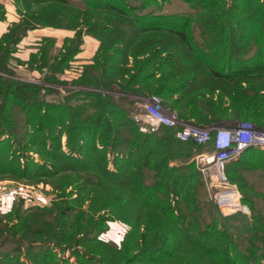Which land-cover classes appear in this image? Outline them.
Wrapping results in <instances>:
<instances>
[{"label":"trees","instance_id":"1","mask_svg":"<svg viewBox=\"0 0 264 264\" xmlns=\"http://www.w3.org/2000/svg\"><path fill=\"white\" fill-rule=\"evenodd\" d=\"M80 1L85 5L83 10H77L66 0H24L23 3L34 6L36 10L40 5H44L41 7L42 12L45 8H70L74 11L77 10L79 14L83 12L81 14L83 18L85 14L86 17L87 14H92L104 20L102 22L107 25L106 27L100 26L98 22H93L92 25L87 24V26L109 36L117 35L120 38L124 36L126 38L122 44L114 43L112 50H106L104 40L106 34L101 39L98 36L101 45L95 56V61L100 62L101 58L108 57L104 60L107 64L116 62L113 60L114 55L110 58L111 56L107 54L109 51L115 52V55H121L124 59L127 55L132 58L153 55L154 58H149L150 60L144 66L152 65V69H156L160 79L156 80V76L145 74L146 70L140 66L136 69L134 76L140 83L152 80L156 83V87L158 83L164 82L163 74H166V69H163L169 62L156 58L155 55L158 54L152 53L149 47H142L144 49L142 51L135 37L141 36L139 40L143 41L142 44L151 45L146 39L147 34H163L165 32L171 34L186 46L191 53L189 57H193L212 79L234 87V90L228 93L234 108L233 110L230 108L233 111L231 116L236 119L252 120L264 126V1L238 0L239 3H246L252 7L250 11L254 18L245 27L243 26L246 22H238L237 16L229 11L224 12L222 16H219L217 12H206L199 14L200 16L196 18L191 14H162L149 10L162 4L161 2L170 3L172 0ZM177 1L189 5L196 11L204 8L202 0ZM16 2L19 5L20 0H16ZM22 12L27 17L25 18L23 15L25 18L22 20L23 23L16 27L18 35L33 26L31 23H27L29 21L28 14L35 12H31L30 7L21 11V14ZM55 19L62 20L60 15ZM195 20L199 24L205 23L208 29L213 27L212 23L217 22L222 30L218 33L215 31L216 38H211L208 44L206 42L204 44H202L203 42L196 43L193 41L191 32ZM241 20L246 21L245 19ZM71 22V24L78 23L77 16L76 20ZM241 23L243 24L241 25ZM65 27L80 31L79 25L69 26L67 23ZM221 27L215 28V30ZM240 29L244 33L245 29H249L250 33L240 36ZM255 35L256 37H254ZM5 38L3 37L0 43L4 44ZM132 39L136 46L133 45ZM118 46L121 47L117 48ZM152 46L154 45L152 44ZM99 54H102L101 57ZM119 66L121 65L118 63L110 72H102L96 85L103 84L101 86L108 87V90L117 88L114 90H118L121 94L132 93L130 88L135 84L134 77L131 76L124 84L125 80L122 82L117 78L121 76L123 78L125 72ZM242 84L246 86L241 87ZM164 90H166V86L161 85L158 92L163 91L162 93H164ZM193 92L194 90H191L189 94ZM27 93L30 94L26 96ZM37 95V88L31 85H16L0 79V178L11 176L14 180L33 182L42 178L52 179L58 175L74 174L75 178L70 181L79 183L80 190L85 187L90 191V194L95 196L96 202L103 201V207L100 208L103 212L107 209L116 216L118 213H125V204L129 202L127 199L130 197L139 212L150 213L156 218L157 215H162L167 222L165 224L167 231L163 230L159 218L157 224L148 229L149 231L153 229L156 233L153 237L146 236L147 232L140 234L135 226L127 234L122 249L130 251L136 247L134 258H139L137 261L140 262L149 264H264L263 240H259L263 245L259 251H256L255 245L252 247L249 243L235 245L225 231L217 230L210 224L206 225L204 220L198 221L200 217L195 218L194 214L198 209L196 190L197 185L199 183L201 185V182L197 180V174H186L184 170H190L187 160L191 158V154L198 150L202 151L203 147L192 142H180L175 137L176 130L168 127H161L157 133L142 134L139 132V125L129 118V111L126 113L119 108L112 97L93 94L91 96L95 97L97 102H91L90 107L84 109L86 107L84 95L74 98L75 101L83 99L81 101L85 104H80V106L60 102L59 104H47ZM85 95L90 97V94ZM120 99L123 101L122 98ZM188 105L189 103L183 108L186 114L201 125H207L210 119L216 120L227 115L225 109L217 111L213 110L215 108L204 106H200L204 108L200 113H193L190 112L193 108L192 105H189L190 107ZM14 110L21 113L22 118L19 124L22 123L21 128L24 126V132H17L19 124L17 125L14 120ZM63 133L66 137L64 144L61 140ZM30 154H35L38 158ZM21 156L24 157L23 161L20 160ZM237 169H240L241 176L235 172ZM189 170L187 171L189 172ZM247 172L253 174L246 177L245 173ZM226 173L229 180L239 186L241 192L249 189L253 196L256 195L264 199V192L257 193L258 191L255 190L259 187L264 188V152L254 148L248 149L239 163L233 162L227 165ZM69 179L62 178L59 182L67 184ZM251 181L261 184L253 185ZM101 194H103L102 198L98 197ZM171 194L176 195L175 202L170 201ZM246 197L243 194L245 203L248 202ZM95 201L93 200L92 204H97ZM93 209L91 207V210ZM12 211H15V208ZM63 213L66 217L67 212ZM70 223H64L60 228L67 232L64 233L63 238L58 239L56 235L61 232L55 231V242H51L49 247L47 243V247H38L42 251L31 258L34 264H65L63 259L57 258L56 253L53 252L55 245L61 247L62 251L69 248L73 241L77 243L76 247H81L80 241L75 240L74 234L84 236L87 232L82 228L80 221L78 224ZM259 227L264 229V224H259ZM94 231L97 232L96 224ZM65 237H67L66 242H63L62 239L64 240ZM20 242V244H28L27 247L32 246L30 240H20ZM167 244L170 245L162 247ZM188 244L194 245L201 251L202 257L198 256L199 262H188L184 258L186 250L183 249V246ZM90 250L93 251V254L95 253L94 250ZM75 254L83 262L85 260L84 264H91L95 261L92 256L89 257L87 254L80 253L81 257L78 251Z\"/></svg>","mask_w":264,"mask_h":264},{"label":"rangeland","instance_id":"2","mask_svg":"<svg viewBox=\"0 0 264 264\" xmlns=\"http://www.w3.org/2000/svg\"><path fill=\"white\" fill-rule=\"evenodd\" d=\"M23 1L20 0L19 5H17L16 0H6L13 7L15 19H12L13 22L7 24V27L0 36V42L3 37H6L5 43H0V79L2 81L11 82L16 85H31L37 88V97L44 99L47 104H59L60 102L80 106V104H85L81 101L83 99L75 101L74 98H80V96L84 95L85 97L83 98L86 99V107L84 109H87L90 107L91 102L96 101L94 99L95 97L91 96L93 94L97 93L105 95V97H112V100L116 105H119V108L123 109L126 113L129 111L128 116L139 125V132H141L140 126L142 123L137 121V119L143 114L144 104L152 96H157L161 100L165 111L178 115L184 124L201 127H231L235 123L246 122L264 130L262 124L255 123L252 120L236 119L231 116L233 112L231 109L233 110L234 108L232 107L233 103L228 93L232 92L234 87H230L222 81L212 79L208 72L193 57H189L191 53H189L186 46L171 34L167 32L163 34H147L146 39L151 45L142 44L143 41L139 40L141 36L135 37V40L138 41L141 48L149 47L152 53L158 54L155 55L156 58L168 60L169 62L163 69H166V74H163L164 82L161 84L158 83L157 87L156 83L152 80L151 82L146 81L145 83H140L137 77L134 76L136 69L142 67L143 70H146L145 74L156 76V80L160 79L156 69H152V65L149 67L144 66L150 60L149 58H154L153 55H144L137 58H132L130 55H127L126 59H124L121 55H115V52H107L111 56L110 58L114 55L113 60L122 66H119L121 70L125 71L123 78H121L122 76L117 78L121 79L122 82L125 80V84L131 76L134 77L133 81L135 84L130 88L132 93L121 94L118 90H114L117 88L108 90V87L101 86L103 84L96 85L102 72H110L112 68L117 66L116 62L109 64L104 62L108 57L106 59L101 58L102 60L100 62L95 61V56L101 45L99 38L101 39L106 33H101L97 29H90L91 27L88 28L87 24L92 25L93 22H98L100 26L106 27L107 25L102 22L104 20L92 14H87V17L85 14L83 18V15H81L83 12L79 14L77 11L85 8L84 3L80 0H66L71 6L77 9L75 11L70 8H45L43 12L41 11V7H44V5H40L38 10H36L34 6H28L29 4L26 5ZM161 3L149 10H154L162 14H191L196 18L206 12H217L219 16H222L224 12L229 11L237 16L236 20L238 22H246L243 27L250 24V20L254 18L252 11H250L252 7L246 3L241 4L238 0H202L204 8L198 9V11L177 0H172L170 3ZM27 7H30L31 12H35L34 14H28L29 21L27 23H31L33 26H30L31 28L29 30H24L22 34L18 35L19 32L16 31V27L20 23H23L22 20L27 17V15H24V12L21 14V11L26 10ZM5 15L6 8L3 3H0V21L6 22ZM23 15L25 18H23ZM59 15L62 20L55 19ZM76 16L78 23L71 24V21L76 20ZM241 19H245L246 21H242ZM67 23L69 26L79 25L80 31L66 28ZM212 26V28L210 27L208 29L205 23L199 24L195 20V23L191 27L193 41L200 44L201 42H203L202 44L205 42L208 44L211 38H216L215 31L218 33L222 30V27L218 26L217 22L212 23ZM218 27L221 28L215 30ZM252 27L254 26L252 25ZM245 31V33H250L249 29H245ZM245 33L241 32L240 29V36H245ZM105 38L106 50H112L114 43L122 44L126 37L120 38L117 35L109 36L106 34ZM132 41L133 45L136 46L135 41L133 39ZM120 47L118 46L117 48ZM142 51H144L143 48ZM244 52L243 49V54ZM101 55L99 54L100 57ZM188 83L190 85H186ZM161 85L166 86V90L168 91L164 90V93H162L163 91L158 92ZM245 86L242 84L241 87ZM180 87L182 90L179 89ZM15 90L14 92L19 93ZM191 90H194V92L189 94ZM29 94L27 93L26 96ZM85 94H90V97H87ZM119 98H122L123 101L121 99L119 100ZM187 103L194 108L190 110L193 113H200L204 109L200 106H204L215 108L213 110L217 111L225 109L227 115L216 120L210 119L207 125H201L194 119L189 118L186 114L183 108L186 107ZM205 110L208 109L205 108ZM13 116L18 125L22 118L20 111L14 110ZM21 124L17 128L18 133L24 132V126L21 128ZM157 132L159 130L154 133ZM168 136L170 137L171 134ZM61 140L62 144H64L66 140L64 133ZM205 149L203 148L202 151ZM256 149L264 152V149ZM202 151L198 150L191 154V158L187 160L190 170L187 169L189 172L184 170L186 174H197V180L201 182V185L200 183L197 185L196 190V206L198 209L194 214L195 218L200 217L198 221L204 220L206 225L210 224L217 230L225 231L232 238L235 245L249 243L252 247L255 245L257 247L256 251H259L260 248H263L259 240H263L264 243V229H260L259 227V224H264V199L256 195L253 196L249 189L242 190L241 192L239 186L229 180L226 171L225 175L227 180L236 189L232 187L230 190L228 188L222 190V188L211 185L200 172V168L195 159L196 155ZM30 155L37 157L35 154ZM20 160L23 161L24 157L21 156ZM249 174L253 173L247 172L245 176L247 177ZM74 176L76 175H58L52 179L42 178L33 182L14 180L11 176L0 178V192L13 190L18 187L25 189L24 193L14 198H9L11 199L9 201H13L11 210L7 214H0L2 216L0 221V264H18L16 262L34 264L31 258L42 251L38 247H49L51 242H55V231L61 232L56 235L58 239L65 235L64 233H67L65 229L64 231L60 229L62 228V224L68 222H71L70 224H78L79 221L82 228L87 232L84 236L82 234H74L75 240L80 241L81 247H76L77 243H74V241L64 251L57 245L53 246V252L56 253L57 258L63 259L62 261L65 264L85 263V260L83 262L75 254L77 251L80 257V253L87 254L89 257L92 256L95 261L91 262V264H100L99 262L103 264H149L137 261L139 258H134L135 251L137 250L136 247L130 251H126L122 249V245L133 226L139 230L140 234L147 232L145 233L146 236L153 237L156 233L153 229H150V231L148 229L150 226L156 225L160 218L163 230L167 231L165 218L162 215H157L158 217L156 218V216L150 213L146 212L145 214L139 212L130 197L127 199L129 202L125 204V213H118L116 216L107 209L103 212L100 210L103 207V201L98 200L96 202L94 199L95 196L93 197V194H90V191L85 187L83 188L81 186V191L79 189L80 187H78L79 183L70 181L75 178ZM62 178L70 179L67 180V184H61L59 180ZM251 183L253 185L261 184L252 181ZM55 184L60 185H56L59 186L56 187ZM263 189L259 187L255 190L258 191L257 193H260L264 192ZM235 190L238 191L239 196L234 193ZM221 193H224L227 198L234 200L233 203L236 206L232 208L234 209L231 210L232 212H224L222 206L217 202L219 194ZM243 194L244 197L247 196L246 200L248 204L243 202ZM102 195H98V197ZM93 200L97 204H92ZM176 200V195L171 194L170 201L175 202ZM91 207L94 208L93 210L95 212L91 210ZM13 208H15V211H12ZM105 208H107L106 205ZM60 209L61 214L59 213ZM64 211L67 212L66 217H64ZM151 213L154 214L152 211ZM59 221L60 223L57 224ZM143 222L145 224L148 223V225L143 224ZM95 224L97 232L94 231ZM67 237L64 240L62 239V241L66 242ZM20 240H30L32 246L27 247L28 244H20ZM168 245L170 244L162 247L164 248ZM181 248L180 250H186V257H182L187 259L188 262L200 261L198 256L202 257L201 251L194 247V245L188 244L184 245L183 249ZM89 249L94 250L95 253L93 254V251H89ZM169 251L172 252V250ZM2 260L3 263H1Z\"/></svg>","mask_w":264,"mask_h":264},{"label":"built area","instance_id":"3","mask_svg":"<svg viewBox=\"0 0 264 264\" xmlns=\"http://www.w3.org/2000/svg\"><path fill=\"white\" fill-rule=\"evenodd\" d=\"M137 121L142 123L140 126L142 133H154L161 127H168L176 130L175 137L180 142H192L206 148L198 153L195 159L204 178L211 185L222 188V190L235 188L230 185L225 175L229 161L238 158L250 148L264 149L263 129L246 122L235 123L231 127H201L184 124L178 115L165 111L157 96L150 97L144 104L143 114ZM24 192L23 187H18L0 192V197L14 198ZM234 193L239 196L237 190ZM233 201L231 198H227L224 193L219 194L217 199L223 211L227 210L228 212H232L231 210H234L232 208L236 206Z\"/></svg>","mask_w":264,"mask_h":264},{"label":"crops","instance_id":"4","mask_svg":"<svg viewBox=\"0 0 264 264\" xmlns=\"http://www.w3.org/2000/svg\"><path fill=\"white\" fill-rule=\"evenodd\" d=\"M0 3H3L5 8H6V15H5L6 16V22L0 21V36H1L3 31H4V29L7 27V24L13 22L12 19H15L14 18L15 15H14V12H13V9H12L13 7L8 2H6V0H5V2H4V0H0ZM254 149H256V148H254ZM259 151H261V150H259ZM243 155H244V153H243ZM241 157L229 161L228 164L233 163V162L239 163V160L241 159ZM233 172H234V170H233ZM235 172L238 173L241 176L240 169H237ZM244 179L247 180V178H244ZM0 190H1V185H0ZM9 200H11V199L0 198V214L1 215L2 214H7L11 210L13 201H9Z\"/></svg>","mask_w":264,"mask_h":264},{"label":"bare ground","instance_id":"5","mask_svg":"<svg viewBox=\"0 0 264 264\" xmlns=\"http://www.w3.org/2000/svg\"><path fill=\"white\" fill-rule=\"evenodd\" d=\"M231 192H232V191H231ZM232 198H233V197H232ZM237 205H238V204H237ZM239 207H240V206H239ZM225 211H227V210H225ZM225 211H224V212H225Z\"/></svg>","mask_w":264,"mask_h":264}]
</instances>
